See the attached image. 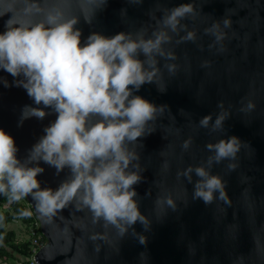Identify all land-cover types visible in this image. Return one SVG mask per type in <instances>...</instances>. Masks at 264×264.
<instances>
[{
    "label": "water",
    "instance_id": "1",
    "mask_svg": "<svg viewBox=\"0 0 264 264\" xmlns=\"http://www.w3.org/2000/svg\"><path fill=\"white\" fill-rule=\"evenodd\" d=\"M39 3L45 11L58 8L65 16L79 17L82 43L93 32L108 37L125 32L135 38L143 31L145 39L151 38L162 29L166 11L181 4H191L194 14L180 20L177 32L162 29L170 37L162 48L174 59L157 55L154 83L134 93L165 106L149 122L156 131L141 138L143 146L137 147L143 179L134 187L151 227L148 231L139 223L134 227L146 243L140 244L131 230L121 238L102 220L94 223L91 212L78 208L75 201L54 216L41 218L27 197L47 242L35 255L37 264H264V0H108L91 24L83 20L91 15L90 0ZM16 7L23 9L24 0H16ZM40 18L18 11L14 23ZM8 19L0 16V33ZM223 19L230 20V28L224 27ZM189 32L194 38L182 40ZM217 35L223 38L217 41ZM165 65H174V73ZM5 80L8 87L0 83V129L13 137L17 158L23 161L56 114L44 108L49 113L44 120L33 117L20 125L22 109L36 105L22 87L14 86L10 74L0 70V81ZM158 86L166 92L157 91ZM249 102L254 109L241 111ZM221 112L227 115L223 131L210 134L211 124L209 129L199 127L201 118L211 115L214 122ZM230 136L241 141L236 160L213 164L211 169L226 182L229 203L215 200L206 206L194 201L193 183L198 178L193 173L189 183L184 172L190 166H206L212 155L206 145ZM230 162L238 165L235 171L228 170ZM39 166L44 168L37 177L42 188L55 190L70 174L67 168L57 175L55 168L43 162ZM157 197H170L177 211L157 206Z\"/></svg>",
    "mask_w": 264,
    "mask_h": 264
},
{
    "label": "clouds",
    "instance_id": "2",
    "mask_svg": "<svg viewBox=\"0 0 264 264\" xmlns=\"http://www.w3.org/2000/svg\"><path fill=\"white\" fill-rule=\"evenodd\" d=\"M107 3L108 0H90L91 15L84 17L85 23L91 24L96 12ZM0 7L4 9L0 16H9L0 33V70L10 74L14 86L22 87L36 105L22 109L20 125L33 117L44 120L49 114L44 108L56 114L23 161L17 158L19 149L13 137L0 129V195L9 204L31 197L41 218H50L75 201L78 208L91 212L94 223L102 220L104 227H114L121 238L131 230L144 245L146 238L134 227L137 223L145 231L151 227L140 211L134 187L143 179L137 147L143 146L138 142L141 138L156 131L149 122L165 106L158 107L134 93L143 85L154 83L159 72L157 55L174 59L162 48L170 42L162 29L177 32L180 20L194 14L193 6L181 4L167 10L160 21L162 29L154 31L151 38L145 39L143 31L135 38L125 32L110 37L93 32L83 43L77 16H65L58 8L45 11L39 0H24L21 10L17 9L16 0H0ZM18 11L24 17L41 18L27 24L14 23ZM222 23L225 28L231 27L228 19ZM193 38L189 32L182 40ZM222 38L216 36L217 41ZM165 67L174 73V65ZM0 83L9 86L6 80ZM157 91L166 92L159 86ZM254 107L249 102L241 111H252ZM226 119L223 112L214 122L207 115L200 119L199 127L209 129L211 124L210 134L220 132ZM190 144L191 139L185 141L183 148L187 150ZM206 149L212 154L206 166H190L184 172L189 183H193V173L198 178L193 183L192 199L206 206L215 200L227 204L226 182L213 175L211 169L213 164L235 161L241 141L230 136L208 143ZM41 162L55 168L57 175L66 168L70 174L55 190L42 188L37 179L44 172ZM237 167L232 162L227 165L229 171ZM155 203L177 211L170 197H157ZM19 215L30 217L32 212L21 210ZM140 256L144 258V253Z\"/></svg>",
    "mask_w": 264,
    "mask_h": 264
},
{
    "label": "trees",
    "instance_id": "3",
    "mask_svg": "<svg viewBox=\"0 0 264 264\" xmlns=\"http://www.w3.org/2000/svg\"><path fill=\"white\" fill-rule=\"evenodd\" d=\"M24 210L18 202L8 203L5 196L0 195V261H8L14 264H22L29 253L27 243L19 241L18 226H27V218L21 217L19 212ZM17 222L16 228H12Z\"/></svg>",
    "mask_w": 264,
    "mask_h": 264
},
{
    "label": "built area",
    "instance_id": "4",
    "mask_svg": "<svg viewBox=\"0 0 264 264\" xmlns=\"http://www.w3.org/2000/svg\"><path fill=\"white\" fill-rule=\"evenodd\" d=\"M24 208V210L32 212V215L27 218V226L21 225L18 226V237L19 241L23 243H27L29 246V253L27 257L23 260L22 264H37L35 260V255L37 252L44 247L45 240L40 235V226L39 222L34 215L33 211L31 210L30 206L27 203L26 198L20 200L18 202ZM18 225L17 222H14L13 226ZM16 228V227H15Z\"/></svg>",
    "mask_w": 264,
    "mask_h": 264
},
{
    "label": "crops",
    "instance_id": "5",
    "mask_svg": "<svg viewBox=\"0 0 264 264\" xmlns=\"http://www.w3.org/2000/svg\"><path fill=\"white\" fill-rule=\"evenodd\" d=\"M12 228H15V226H12ZM0 264H12L11 262L6 261H0Z\"/></svg>",
    "mask_w": 264,
    "mask_h": 264
},
{
    "label": "rangeland",
    "instance_id": "6",
    "mask_svg": "<svg viewBox=\"0 0 264 264\" xmlns=\"http://www.w3.org/2000/svg\"><path fill=\"white\" fill-rule=\"evenodd\" d=\"M12 263V262H11ZM12 264H14V263H12Z\"/></svg>",
    "mask_w": 264,
    "mask_h": 264
}]
</instances>
